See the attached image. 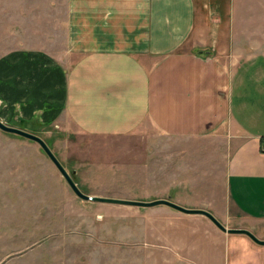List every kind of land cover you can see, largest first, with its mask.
<instances>
[{"label": "crops", "instance_id": "1", "mask_svg": "<svg viewBox=\"0 0 264 264\" xmlns=\"http://www.w3.org/2000/svg\"><path fill=\"white\" fill-rule=\"evenodd\" d=\"M56 1L53 50L0 53V119L213 140L217 202L188 208L264 240V0ZM217 229L218 264H264V244Z\"/></svg>", "mask_w": 264, "mask_h": 264}, {"label": "rangeland", "instance_id": "2", "mask_svg": "<svg viewBox=\"0 0 264 264\" xmlns=\"http://www.w3.org/2000/svg\"><path fill=\"white\" fill-rule=\"evenodd\" d=\"M61 3L0 0V53L23 45L53 50V34L64 35ZM4 123L43 138L87 195L186 207L217 202V156L206 153L217 147L213 140L168 136L151 123L119 136L68 123ZM217 230L202 215L163 204L85 200L38 142L0 128V264H218Z\"/></svg>", "mask_w": 264, "mask_h": 264}, {"label": "water", "instance_id": "3", "mask_svg": "<svg viewBox=\"0 0 264 264\" xmlns=\"http://www.w3.org/2000/svg\"><path fill=\"white\" fill-rule=\"evenodd\" d=\"M0 128L11 132L18 134L20 136L26 137L28 139L34 140L38 142L43 150L46 152V154L50 157V159L53 161V163L56 165V167L59 169V171L62 173V175L65 177L69 185L72 187L74 192L81 198L85 200H92V201H99V202H107V203H118V204H128V205H136V206H143V207H151L155 205H167L173 209H176L180 212L186 213V214H201L207 216L210 220H212L215 225L220 228L223 231H227L229 233H245L249 235L254 241H256L259 244H264V240H261L257 238L251 231L247 229H233V228H227L224 226L211 212L205 209H197V208H188L185 206H182L172 200L169 199H155L153 201H137V200H128V199H119V198H111V197H104V196H91L83 193L80 188L77 186V184L74 182L72 179L71 175L69 172L65 169L61 161L56 157L54 152L51 150V148L48 146L46 141L41 138L40 136L31 133L29 131H26L21 128H17L14 126H9L5 124L1 119H0Z\"/></svg>", "mask_w": 264, "mask_h": 264}, {"label": "built area", "instance_id": "4", "mask_svg": "<svg viewBox=\"0 0 264 264\" xmlns=\"http://www.w3.org/2000/svg\"><path fill=\"white\" fill-rule=\"evenodd\" d=\"M261 148H262V150L264 151V140H263V144H262V147H261Z\"/></svg>", "mask_w": 264, "mask_h": 264}]
</instances>
